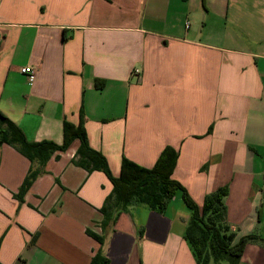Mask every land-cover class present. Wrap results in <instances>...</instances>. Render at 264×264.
<instances>
[{"label":"crops","instance_id":"crops-1","mask_svg":"<svg viewBox=\"0 0 264 264\" xmlns=\"http://www.w3.org/2000/svg\"><path fill=\"white\" fill-rule=\"evenodd\" d=\"M0 111L34 142L62 144L65 121L82 125L114 176L123 159L152 168L173 147V178L200 206L227 187L236 241L260 237L240 264H264V0H0ZM79 146L54 153L21 202L32 163L0 144V264L98 252L197 264L182 191L164 212L131 203L103 228L113 184L72 162Z\"/></svg>","mask_w":264,"mask_h":264},{"label":"trees","instance_id":"trees-1","mask_svg":"<svg viewBox=\"0 0 264 264\" xmlns=\"http://www.w3.org/2000/svg\"><path fill=\"white\" fill-rule=\"evenodd\" d=\"M76 140L80 141V146L72 162L89 173L102 171L113 184V192L102 208L103 228L113 225L121 211L131 203L164 212L169 201L181 190L183 200L191 211L185 239L192 248L197 264H240L247 245L260 239L258 235L250 234L236 241L237 236L227 223V208L224 203L229 193L227 187L208 194L201 206L196 203L184 186L172 176L179 156L173 147L164 149L152 168L123 159L120 174L114 176L106 157L91 146L82 125L65 121L62 144L48 140L34 142L29 141L24 132L0 111V144L14 146L32 163L19 192L14 195L15 198L24 201V196L34 181L45 172L44 168L53 154L67 151ZM35 163L36 167L33 166ZM88 233L103 242L102 237L89 231ZM90 264H110V260L102 252H98Z\"/></svg>","mask_w":264,"mask_h":264},{"label":"built area","instance_id":"built-area-1","mask_svg":"<svg viewBox=\"0 0 264 264\" xmlns=\"http://www.w3.org/2000/svg\"><path fill=\"white\" fill-rule=\"evenodd\" d=\"M190 22H186V28H189ZM21 72L28 77V81L30 84H33L35 80V69L32 67H24L21 69ZM135 72L138 74L140 72L139 69H136Z\"/></svg>","mask_w":264,"mask_h":264},{"label":"rangeland","instance_id":"rangeland-1","mask_svg":"<svg viewBox=\"0 0 264 264\" xmlns=\"http://www.w3.org/2000/svg\"><path fill=\"white\" fill-rule=\"evenodd\" d=\"M224 264H229V263L225 262Z\"/></svg>","mask_w":264,"mask_h":264}]
</instances>
